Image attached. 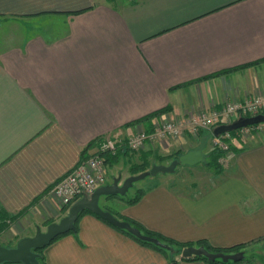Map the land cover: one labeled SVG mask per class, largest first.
I'll list each match as a JSON object with an SVG mask.
<instances>
[{"label":"crops","instance_id":"1","mask_svg":"<svg viewBox=\"0 0 264 264\" xmlns=\"http://www.w3.org/2000/svg\"><path fill=\"white\" fill-rule=\"evenodd\" d=\"M260 92L264 0H0V208L23 212L12 228L18 239L0 246L66 215L48 192L89 144L84 158L111 138L121 142L116 162L140 164L165 147L130 151L123 143L145 130L130 122L164 108L151 124L176 121ZM237 139L222 173L205 179L194 166L179 183L177 172L154 176L137 204L101 208L183 243L261 246L240 264H264V135ZM43 253L46 264H171L91 214Z\"/></svg>","mask_w":264,"mask_h":264},{"label":"built area","instance_id":"2","mask_svg":"<svg viewBox=\"0 0 264 264\" xmlns=\"http://www.w3.org/2000/svg\"><path fill=\"white\" fill-rule=\"evenodd\" d=\"M264 114V92L232 98L223 103L220 109H204L187 118L176 121H161L153 125L154 132L147 134L143 129L127 138L126 147L132 152L145 148L146 144L154 146L182 136L200 135L202 132L212 133L213 129L221 125L231 124L240 118H253ZM264 132V123L254 124L236 130L240 139ZM232 139L228 134L211 139L213 148L228 150L224 140ZM120 141L104 138L99 146V153L114 154L120 147ZM228 155V154H227ZM221 159L226 162V158ZM220 160V162H221ZM223 163V162H222ZM102 157L98 154L81 161L79 165L50 188L49 197L62 208H67L84 195L89 196L97 188L106 185V168Z\"/></svg>","mask_w":264,"mask_h":264},{"label":"water","instance_id":"3","mask_svg":"<svg viewBox=\"0 0 264 264\" xmlns=\"http://www.w3.org/2000/svg\"><path fill=\"white\" fill-rule=\"evenodd\" d=\"M264 123V119L258 116L253 118H240L228 125H221L213 129L212 136L215 138L223 134L232 133L243 127L254 124ZM206 138L201 140V143L194 150L173 160L168 165H153L148 171L138 175L130 176L121 182V177L113 179L111 183L97 188L89 196L84 195L82 198L72 203L68 209L66 216L61 218L59 222L49 224L45 231L36 229L33 237L20 239L15 247L8 248L0 246V264L16 263V264H39L35 250L44 248L57 237L75 231V224L79 214L83 211H88L102 220L106 221L113 227L125 230L140 241L147 242L159 246L166 250H171L167 245L160 243L157 239L144 236L138 229L132 227L129 223L117 219L111 212L101 208L99 201L102 198L115 196H124L134 183L145 179L146 177H154L158 174H172L179 166L194 167L204 162L203 150L206 145ZM204 257L209 261L220 260L223 263L241 262L244 258L243 253L235 254H213L206 251L204 248H185L181 252L182 258L189 257ZM175 264V263H174Z\"/></svg>","mask_w":264,"mask_h":264},{"label":"trees","instance_id":"4","mask_svg":"<svg viewBox=\"0 0 264 264\" xmlns=\"http://www.w3.org/2000/svg\"><path fill=\"white\" fill-rule=\"evenodd\" d=\"M258 63V62H257ZM256 64V63H255ZM255 64H248V65H244V66H239L237 68H234L232 70H244L247 69L249 67H252ZM228 71H224V72H220L217 74H214L213 76H210L209 78L212 77H216L218 75H223L225 73H227ZM209 78H205L206 80ZM170 110L168 108H164L161 110H158L156 112H153L151 114H149L148 116H145L144 118H141L139 120H135L134 122H130L128 124V126L133 127L135 125H140L142 124L145 127V131L147 132V134H152L154 132V128L153 125L151 124V120L153 118H157L162 114H165L167 112H169ZM259 118L264 119V114L258 116ZM207 134H209V136H207ZM225 134H223L222 136H224ZM201 137L206 138L207 141L211 140L213 138L212 133L210 132H202L200 134ZM229 136L231 138H234L236 136V131L229 133ZM224 142H226V144H228V150L227 151H223L219 148H213L208 155V160H204L203 164L208 167V169L213 170V172L215 174H219L222 173V166L220 164V160L225 158L227 154L229 153H237L238 150H235V148L233 147V145L231 144V139H225ZM95 146V143L89 144L83 151H82V161L85 160L86 158H84V154L92 147ZM121 149V148H120ZM119 150V147L117 148V151ZM117 151L114 154H109V153H100L99 156L103 158L105 165L111 163V165H113L116 162L117 157L119 156V154H117ZM189 152V151H188ZM186 153L181 152V151H176L173 154H170L168 156H155L154 159L157 161H164V160H169V162H172L173 160L178 159L180 156L184 155ZM151 156V152H146L144 153V155H142V161L140 164L135 165L134 167H131L130 172L131 175H138L140 173H143L145 171H148L150 169V160L149 157ZM113 161V162H111ZM176 173V171L174 172ZM173 173V174H174ZM158 176H155L154 179H156ZM144 194V191L140 190L137 195L132 198V199H126L124 196H115V197H109L106 199H118L120 202L124 203V205L126 206H130V205H135L137 204L140 199L142 198ZM106 211H108L109 209H105ZM66 212V210H65ZM23 213V212H22ZM22 213L16 214L14 216H9L8 214H6L1 208H0V235L3 234L5 231L8 230L10 224L16 222L18 220V218L22 215ZM86 214H91L94 217L98 218L99 220H101L102 222H104L105 224H107L108 226H110L112 229H114L115 231L119 232L120 234L128 237L129 239H131L132 241H134L135 243H137L138 245L154 250L158 253H160L162 256H164L166 259L169 260V262L171 264H174L176 262V258L179 257L180 260L185 261V262H203L205 264H240L242 263V261H244V259L241 262H227V263H223L220 260H215V261H209L204 257H189V258H182L181 257V252L183 249L185 248H189V247H194V248H204L206 251H208L209 253H213V254H234L237 252H240L242 248L246 247V245H239V246H235L232 248H214L212 246H210L206 241H198V242H189V243H183V242H179L164 236H161L159 234H156L154 232L148 231L146 230L143 226H141L139 223L126 218V217H121L119 216V219L122 221H125L127 223H129L132 227L138 229L144 236H148L154 239H157L158 241H160V243L167 245L171 248V250H166L163 249L159 246H156L154 244L151 243H147V242H143L140 241L139 239H137L136 237L132 236L130 233H128L125 230H120L117 229L115 227H113L112 225H110L109 223H107L106 221L102 220L101 218H99L98 216L88 212V211H83L79 214L78 220L75 224V231L74 232H70V233H76L77 229H78V223L79 220L82 216L86 215ZM68 233V234H70ZM66 235V234H65ZM64 236V235H62ZM62 236L57 237L55 240H53L51 243H49L48 245H46L44 248L39 249V250H35L34 252L38 255L37 256V260L39 262V264H46V260L44 257V250L51 245L53 242H55L56 240H58L59 238H61ZM4 264H9V263H4Z\"/></svg>","mask_w":264,"mask_h":264},{"label":"rangeland","instance_id":"5","mask_svg":"<svg viewBox=\"0 0 264 264\" xmlns=\"http://www.w3.org/2000/svg\"><path fill=\"white\" fill-rule=\"evenodd\" d=\"M229 99H232V98H236L235 96H227L225 99H224V102H226L227 100ZM238 98V97H237ZM201 111V110H200ZM199 112V111H198ZM197 113V112H195ZM193 113V114H195ZM193 114H190V115H193ZM190 115H188L187 117H189ZM185 117V118H187ZM181 119V118H180ZM179 120V119H178ZM256 135H264V132H261V133H257V134H253V135H250V136H247L243 139H247L249 137H254ZM207 136H209V134H207ZM235 140H238L237 136L234 137ZM203 139V137H201L200 135H195V136H182V137H178V138H174L172 140H168V142H164L162 143V147H165V148H162L163 150H159L160 152H162L163 154L165 155H161L159 153V151L157 152L158 155H155V154H151V156L149 157V160H150V164H156V163H160L161 165L164 164V163H169V160H164V161H157L154 159L155 156H168L170 154H173L175 153L176 151H181V152H184V153H188V151L190 150H194L196 147H198L201 143V140ZM231 144H233L231 142ZM161 146V145H160ZM212 150V145H211V140L207 141L206 142V145H205V148L203 150V156H204V160H208V155H209V152ZM121 159H119V161L117 163H120L118 166L117 164H113V166H110V165H106L105 168H106V183L108 182H112L113 179L117 178L116 175L117 174H120V177L121 179H124V175L126 173H130V169L131 167H134L135 165H137V163H132L130 162L131 164L128 166L127 163H123V161H121ZM223 162V163H222ZM221 166H222V170L225 169L227 167V162H224L223 160H221L220 162ZM158 165V164H156ZM198 166L197 168H199L201 171V173L199 175H201L202 177H204L205 179L208 178V174H211V172H213V170H210L208 169V167H206L203 163L201 164H198L196 165ZM151 168V167H150ZM190 167H186V166H179L176 168V177L174 179V182H180V181H183V179L187 178V180H190L189 176L185 177V175H187V173L185 174L184 171L186 170H189ZM129 170V171H128ZM184 170V171H183ZM178 172H180V175H178ZM196 172V171H195ZM158 175H161V174H158ZM156 175V176H158ZM162 175H165V174H162ZM179 176H182L181 178ZM194 176V175H193ZM115 177V178H114ZM185 177V178H184ZM152 177H146L145 179L141 180V181H138L136 183L133 184V186L128 190V192L124 195V197L126 199H132L134 198L137 193L141 190V189H147V185L149 186H152V182L150 181L149 183V180L151 179ZM181 179V180H180ZM194 179V177H193ZM123 181V180H122ZM121 181V182H122ZM104 200H110L109 202H112V199H106V198H102L100 199L99 201V204L100 206L102 207L104 203H101V202H104ZM106 204V203H105ZM70 206H68L66 208V212L64 214H67L68 212V209H69ZM104 207V206H103ZM106 211V210H105ZM110 212V211H109ZM113 213V212H111ZM66 216V215H65ZM17 222V221H16ZM12 223L10 224L9 228L7 231H5L3 234L0 235V241H5L7 240L8 238H12L13 240H16L18 239V236L16 237H13L14 233L12 232L13 231V226H15V223ZM59 222V221H58ZM57 223V222H56ZM52 224V223H51ZM37 228H42L41 225H38ZM41 230V229H40ZM3 235V236H2ZM8 241V240H7ZM8 243V242H7ZM11 243V242H10ZM13 244V243H12ZM261 249V246H246L244 248L241 249L240 252L243 253V256L244 258L246 257H250V255H254V251L253 250H256V249ZM253 251V252H252ZM239 253V252H237ZM235 254V253H234ZM256 254V253H255ZM243 258V259H244Z\"/></svg>","mask_w":264,"mask_h":264}]
</instances>
